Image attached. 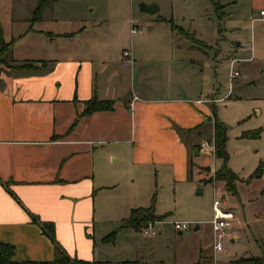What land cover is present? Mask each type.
<instances>
[{"label":"crops","instance_id":"crops-1","mask_svg":"<svg viewBox=\"0 0 264 264\" xmlns=\"http://www.w3.org/2000/svg\"><path fill=\"white\" fill-rule=\"evenodd\" d=\"M99 1H0V48L1 38L9 44L0 60V241L16 247L18 262L54 260L59 244L70 256L97 264H202L203 239L169 245L173 231L187 230H175V223L187 221L161 213L169 198L163 187L172 186L176 201L177 185L193 183L194 156L216 157L202 142L215 140L217 103H233L242 112L239 119L254 121L241 124L237 139L249 140L244 132L264 127V95H243L247 87L264 85V0H252L250 19L233 27L238 35L230 46V72L233 65L240 73L235 79L244 72L237 83L243 93L233 98L234 85L221 98L205 99L195 94V57L189 55L199 47L174 32L170 19H162L170 23L167 34H154L151 27L141 36L140 55L134 20L126 19L131 1L103 2L108 16L98 13ZM219 3L223 12L238 5ZM193 6L192 18L209 12L200 3ZM244 25L247 36L240 34ZM126 50L132 65L123 62ZM26 63L32 65L21 67ZM94 98L113 101V108L80 116ZM152 205L156 215H167L153 222L155 234L121 227L133 210ZM42 222L54 225L57 243ZM235 229L233 222L232 242ZM115 231L114 241L104 240ZM212 247L219 253L214 233Z\"/></svg>","mask_w":264,"mask_h":264},{"label":"rangeland","instance_id":"rangeland-1","mask_svg":"<svg viewBox=\"0 0 264 264\" xmlns=\"http://www.w3.org/2000/svg\"><path fill=\"white\" fill-rule=\"evenodd\" d=\"M130 1L132 4V14L127 15L126 19H133L134 22L144 30L142 35L133 36L135 47L139 50L138 52L140 55H142L144 49L142 42H140L141 36L150 33L151 27H154L152 30L154 34L160 36L167 34L170 32V23L162 19H173L177 25L194 33L198 40L204 43V45L195 43L199 49H197L195 53L189 54L195 57L197 71L194 78V86L196 88L195 94L203 99L208 96L221 98L225 96L234 85L233 98L243 93L237 89V83L244 80V72L242 70L241 77L233 80L234 82L231 83L230 61L232 52L230 46L235 43L237 39L238 30L233 28L236 26V22L243 23L245 20L250 19L248 18L249 14L252 15V0H237L238 5L236 7H226V9H224L226 14L221 12V10H216L213 0L211 2V7H208V0ZM216 1L225 3L232 0ZM103 2L107 3L108 0L99 1L98 6L100 7V12L98 13H101L103 16H108L110 12L107 11V5L103 6ZM149 2L156 3L160 11L153 15L142 12L140 10V4ZM204 2L205 4H203ZM195 3L201 4V11L209 8V12L206 13L204 18H192L191 13L197 10V8L193 6ZM95 12L96 11H94L93 14ZM6 27H10V25ZM260 27L257 25L256 29ZM249 31L250 28L244 25L242 26V32H240V34L247 36ZM131 43L132 38L129 39V48H131ZM7 57L10 58L11 54ZM239 69H242V67H239ZM245 89L244 93L246 94L243 95L256 92L264 95L263 84L258 87L253 86ZM234 105L235 104L231 103L225 107L217 103L216 110L219 120L224 117L230 121L229 124H225L228 127L229 137L227 151L231 155L229 165L239 177L236 182L238 195L229 192L228 198L224 200L223 205L224 209L231 210L236 215V220H233L237 233L236 241L232 242L230 238L226 239L224 241L225 251L217 254L214 253L212 247L213 233L211 225H208L207 221L214 217L213 202L217 192L222 196L223 193H227V189L224 182L214 184V182H217L215 179L212 183L203 181V179L209 178L211 175L214 177L213 173L216 169L220 168L222 164L212 153L208 154V157H204V152H202L203 154L200 157L197 155L194 156L196 165L194 167L193 179L190 180L193 181V183H181L177 185L176 191L178 199L176 201H174V197L171 196L173 194L172 186L165 184L163 187L164 194H167L169 198L168 200H164V205H162V210H160L161 213L166 214L172 211L167 220L182 218V221L186 220L190 223L189 227L182 235L173 231L168 241L169 245L172 247L178 246L186 243L188 240H195L196 236L203 239L205 255L207 254V256L205 260L202 261V264H231L233 260H237L241 257H257L264 255V175L262 178H254L251 181H247L254 173L260 161L262 160L264 162V135L261 139H237L238 133H240L245 126L254 121L249 122L248 118L244 120H241L242 118L239 119L242 112L239 113V111H236ZM260 106L262 109L264 108L263 104ZM249 110L250 107L247 111ZM251 114L259 119L257 110H255V113L253 110ZM244 122L248 123L241 127V124ZM259 127L253 130H264L263 126ZM201 165L211 166V173L204 171ZM198 189H202L203 193L199 194ZM194 207H197L199 210H195ZM197 226H200L201 229L195 230ZM140 235L142 236L141 233Z\"/></svg>","mask_w":264,"mask_h":264},{"label":"trees","instance_id":"trees-1","mask_svg":"<svg viewBox=\"0 0 264 264\" xmlns=\"http://www.w3.org/2000/svg\"><path fill=\"white\" fill-rule=\"evenodd\" d=\"M216 6V10H221L223 12V5L213 0ZM42 11V5H40L35 11L34 19L38 20L40 13ZM171 28L174 32L182 37L192 41L194 44L204 43L198 40L194 33L185 30L182 26L177 25L173 19H170ZM1 34V31H0ZM9 44L4 42L1 38V48L0 57L7 51ZM2 61V60H1ZM32 64H22L21 67H28ZM113 101H103L96 98L89 100L86 103V108L84 112L80 115H90L96 111L110 110L113 108ZM215 114V144H216V157L221 160V166L216 171L214 177L211 175L209 178L203 179L206 183H212L214 179L216 181L224 182L225 187L228 192L234 195H238L237 180L238 176L230 169L228 163L230 159L229 152L227 151L228 144V132L227 126L219 120L217 116L216 107H214ZM263 130H253L246 131L242 134L243 138L247 139H259L262 135ZM195 164L192 162L191 167ZM204 171L211 173V167L207 166L202 168ZM264 175V162H261L254 173L249 177L247 181H251L254 178H260ZM167 215H156L154 213V205L150 208H137L132 211L131 217L126 219L121 227H133L136 229H141L142 227H147L150 222H156L164 220ZM42 227L44 232L53 240H55V227L52 223L42 222ZM117 231L111 233L104 238L105 241H114L116 238ZM57 243V242H56ZM16 253V247L13 244L5 243L0 241V264H97L95 261L82 260L76 257L70 256L65 249H63L59 244H57V254L54 260L51 261H22L18 262L14 260ZM231 264H264V255L257 257H241L237 260H233Z\"/></svg>","mask_w":264,"mask_h":264},{"label":"built area","instance_id":"built-area-1","mask_svg":"<svg viewBox=\"0 0 264 264\" xmlns=\"http://www.w3.org/2000/svg\"><path fill=\"white\" fill-rule=\"evenodd\" d=\"M261 14L264 15V10L261 11ZM144 32L143 28L136 24V22H132L131 25V33L135 34H142ZM123 62L126 65L133 64L132 54L129 50H126L123 54ZM234 64V62H233ZM240 75L239 71L235 69L233 65L231 79H235ZM202 146L206 147L211 150V152L215 153L216 151V144L215 140L211 141H204L202 142ZM215 184V182H214ZM224 205V198L217 192L214 202H213V209H214V217L211 221L213 233H214V249L216 252H223L225 251L224 241L232 237L231 235V228L233 227V220L235 219V213L231 210H227L223 208ZM188 222H176L175 223V230H184L189 227ZM145 233L155 234L156 232L153 229V222H150L148 226L145 228Z\"/></svg>","mask_w":264,"mask_h":264},{"label":"water","instance_id":"water-1","mask_svg":"<svg viewBox=\"0 0 264 264\" xmlns=\"http://www.w3.org/2000/svg\"><path fill=\"white\" fill-rule=\"evenodd\" d=\"M140 10L144 13L153 15L159 11V6L156 3H141ZM198 193H202V190L198 189ZM223 198H225V195Z\"/></svg>","mask_w":264,"mask_h":264}]
</instances>
